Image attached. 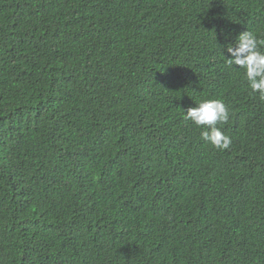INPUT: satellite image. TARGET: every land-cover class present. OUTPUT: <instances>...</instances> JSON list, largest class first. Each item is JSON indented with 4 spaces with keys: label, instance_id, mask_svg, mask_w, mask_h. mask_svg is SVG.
I'll list each match as a JSON object with an SVG mask.
<instances>
[{
    "label": "trees",
    "instance_id": "trees-1",
    "mask_svg": "<svg viewBox=\"0 0 264 264\" xmlns=\"http://www.w3.org/2000/svg\"><path fill=\"white\" fill-rule=\"evenodd\" d=\"M246 30L264 0H0V264H264V100L226 62ZM206 99L228 150L184 118ZM201 171L222 221L143 237Z\"/></svg>",
    "mask_w": 264,
    "mask_h": 264
},
{
    "label": "clouds",
    "instance_id": "clouds-1",
    "mask_svg": "<svg viewBox=\"0 0 264 264\" xmlns=\"http://www.w3.org/2000/svg\"><path fill=\"white\" fill-rule=\"evenodd\" d=\"M264 39L259 38L252 31H243L236 37L234 46L228 47L230 58H226L228 66H239L245 70V78L252 92L258 93L264 100ZM186 120L201 127V137L217 150H228L231 146V137L225 135L217 125L226 124L230 119V111L226 104L220 99H206L189 107L185 111ZM201 171L190 182L188 188L175 189L170 196L172 202H166V208L171 212V220L165 210L158 215L168 224L158 225L151 222L143 231V237L153 233V239L171 241L170 225H176L181 231L188 235H200L207 228L213 226L216 221H222L217 210V202L213 197L214 185L212 176ZM203 174V175H202ZM180 202V203H179ZM251 208V207H249ZM217 247L212 244L204 258L194 264H217L219 254L216 255ZM183 257L181 259L185 260Z\"/></svg>",
    "mask_w": 264,
    "mask_h": 264
}]
</instances>
